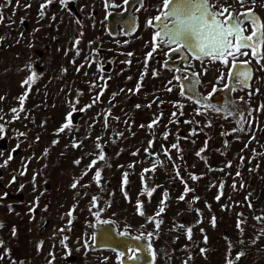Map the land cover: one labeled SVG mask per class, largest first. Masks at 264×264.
<instances>
[{
	"label": "rangeland",
	"instance_id": "rangeland-1",
	"mask_svg": "<svg viewBox=\"0 0 264 264\" xmlns=\"http://www.w3.org/2000/svg\"><path fill=\"white\" fill-rule=\"evenodd\" d=\"M44 3L46 0H0L4 17L0 22V97H4L0 116L4 119L0 124L6 129L0 134V165L9 154L13 157L0 167V256L4 257L0 264H119L118 253L92 247L91 226L98 223L93 213L100 208L104 211L99 220L109 221L120 233L137 237L154 232L148 238L156 257L152 264H227L228 260L264 264V124L236 130L240 128L228 115V108L209 111L204 103L182 97L172 70L161 63L162 46L145 66L155 31L146 21L158 14L162 0L134 5L137 22L128 36H112L107 31L109 13L122 11L124 0H70L66 7L53 0L41 18ZM227 3L241 11L234 0ZM259 4L264 0H258ZM247 7H253L251 0ZM254 11L264 21V7L255 6ZM77 38L80 43L74 47ZM219 65H197L202 77L199 93L201 90L205 97L213 85L225 84L226 78L216 83L218 71L213 67ZM33 73L36 82L32 88L21 87ZM138 82L142 85L139 91ZM101 88L103 95L93 104ZM26 90L20 118L6 123L12 121L10 110L19 109L18 98ZM90 104L85 111L74 112L82 116L71 130L57 134L70 105L80 109ZM154 120L157 122L148 128ZM21 132L25 135L19 136ZM53 140L58 143L53 145ZM73 143L80 146L74 148ZM97 143L100 149L95 147ZM173 144L178 148L173 149ZM101 151L105 161L88 170ZM76 160H80L78 165ZM155 160L161 165L143 173L142 180L143 170L152 169ZM97 168L101 170L99 185L93 180ZM86 170L88 174L82 176ZM22 171L25 175H20ZM125 172L129 174L127 184L123 182ZM13 176L16 181L10 183ZM75 181L78 184L73 189ZM185 185L192 191L181 201ZM152 188L155 191L149 197L147 191ZM221 193L217 201L215 197ZM93 196L97 207L89 211ZM138 199L149 217L164 208L156 217L161 221L159 230L137 214ZM186 228L192 229L191 239ZM201 248L206 254H201ZM240 252L244 255L236 261Z\"/></svg>",
	"mask_w": 264,
	"mask_h": 264
},
{
	"label": "snow or ice",
	"instance_id": "snow-or-ice-1",
	"mask_svg": "<svg viewBox=\"0 0 264 264\" xmlns=\"http://www.w3.org/2000/svg\"><path fill=\"white\" fill-rule=\"evenodd\" d=\"M70 0H60V4L62 7H66ZM141 4H143V0H140ZM235 3H238L241 7V11L237 12L233 9L231 4L227 3V0H162V4L158 9V14L155 17L149 18L146 21V26L154 28L155 31L152 35L151 41V51L147 53L145 59V66L147 67L148 58H151L155 52L160 48L161 45H166L169 48L170 53L180 54L182 61L184 62V68H176L175 72L182 73L181 75H176L173 77L174 80L177 81L179 88H180V95L182 97L187 96L189 99L193 100L194 103L199 104L201 101H204L203 107L209 111L220 112L222 109L213 106L209 103L210 97L214 93L218 91L217 87L213 85L212 93H209L207 97L200 96L197 92V87L200 85V74L196 72H191L189 74V69L192 67V64L189 62V59L198 60L201 64H214L220 63L221 65L228 66L231 62V67L228 69V78L233 83H240L244 88L250 87L249 81L252 78V68L250 67L252 61L254 60L257 65H260V69L264 70V21L255 13L254 7L260 6L264 7V4L258 5V0H251V4L253 7H247L249 0H234ZM53 3V0H46V3L40 5V17L43 18L44 10L47 8L49 4ZM129 0H124V4H128ZM105 7H109L106 3ZM136 11H140V8H137ZM4 20L3 15H0V22ZM23 22V21H21ZM79 23V21H77ZM250 29V31H249ZM135 31V27H130L124 34L131 35ZM83 33H81V36ZM80 43V39L77 38L74 47ZM127 43V41H125ZM80 54L79 50L77 49L76 55ZM127 55L131 56L132 53H128ZM168 55V53H165ZM251 57L248 60H241V57ZM126 63H130L127 61ZM168 62L165 61V67H167ZM243 65H248V67H242ZM83 67V65H81ZM78 72L80 68L76 69ZM98 71L101 69L98 67ZM204 72H207V68L204 69ZM153 76L157 75L156 72L152 73ZM36 73L28 76L22 83L21 87L27 85V89L30 90L33 84L36 82ZM101 80L104 77L101 75ZM131 79V77H129ZM143 79V74L141 76ZM225 79V75L221 72V75L217 78V83ZM171 84L172 82L169 81ZM106 86V84H105ZM141 83H137L136 90L139 91L141 88ZM225 89L229 91H236L235 87H231L230 84L225 83L223 85ZM171 92L173 89L169 87L167 89ZM259 89H257V92ZM190 94V95H189ZM253 93H249L252 95ZM103 95V88H101V92L99 95L95 97L93 100V104L99 102L100 97ZM115 95V94H113ZM28 96V91L26 90L23 95H21L19 99L20 107L12 108L10 111L13 114L12 121H7L6 123H11L20 118V113L24 111V103ZM4 97H0V100H3ZM231 103V102H229ZM151 105H149L150 107ZM92 107V105H86L84 108L76 109L74 105H70L71 110L65 116V123L57 130V134L64 133L66 130H71L73 127V114L77 110L80 112L85 111L87 108ZM137 108L140 105L136 106ZM259 110V109H258ZM196 114L200 115L201 112L199 109L196 110ZM176 113H173L175 116ZM228 115H241L238 112H233L231 110L228 111ZM251 115V112H249ZM4 117L0 116V120H3ZM107 117H105V127H107ZM159 118H157L158 120ZM154 120L152 123L148 125V128H152L153 124L157 122ZM185 123H190V121H185ZM239 123V121H238ZM210 126V125H207ZM143 127V125H142ZM5 125L0 124V134L5 133ZM242 131L243 129H236ZM191 134H195L194 132ZM225 135L227 133H224ZM25 133H19V136H24ZM168 134H164V138L167 139ZM39 137H37V140ZM99 140V137L97 138ZM53 145L57 144L58 141L53 140ZM149 147L152 146L153 141H149ZM74 148L79 147V144L73 143L72 145ZM19 144H17V148ZM97 149L101 148V145L97 143L95 145ZM173 149H177L178 145L173 144L171 146ZM247 147V145H246ZM16 149H13V152ZM147 152L148 150L145 149ZM204 149L202 148L200 152H197L196 155L200 156V153L203 152ZM3 153H0L2 155ZM47 150H45L44 155L47 156ZM137 153H133L136 155ZM167 155V152H165ZM170 158V157H169ZM13 159L12 155L9 154L7 160L4 161L3 165L0 167H4L8 164L9 161ZM243 159V158H241ZM98 161H105V154L101 151L99 152L96 159H93L91 163L87 166L88 170H91ZM75 164H79L80 160L74 161ZM161 162L159 160H155L153 162L152 169H144L141 178L144 179L143 173L149 172L154 170L157 166H160ZM230 167L231 165H227ZM129 167H133V165H129ZM26 169V166H25ZM87 170L82 174L87 175ZM20 175H25V171H22ZM128 173L125 172L123 174L124 177V184L128 183L127 177ZM237 176L240 175L239 172L236 173ZM36 176L33 175V182L35 181ZM191 179L196 180L198 177L192 176ZM93 180L96 182L97 185L101 182V170L97 168L95 175L93 176ZM16 181V177L13 176L10 183H14ZM78 181L73 182L71 187L75 189L77 187ZM223 183H221L220 188H223ZM243 186V185H241ZM24 185H21V189ZM35 189V184L33 185ZM87 187V185H85ZM235 184H233V188H235ZM155 191V188H152L150 191H147V195L151 197L152 193ZM192 191V189L188 188L185 185L184 194L179 197V200H185V196ZM144 193L142 192L141 195ZM5 195H7L5 193ZM167 192L164 193V197L167 198ZM221 194H218L215 199L219 201L221 199ZM127 193H125V199H127ZM38 199V198H37ZM194 199H199L195 197ZM247 199V198H246ZM164 204V200L161 201V205ZM251 207V205H249ZM97 207V197H92V208ZM142 204L140 200H137L136 209L137 214L140 215L145 219L147 223L154 224V229L159 230L161 227V221L156 219L160 215L161 212L164 211V208L161 207L159 211L155 214V216L149 217L146 213L142 210ZM75 208V206H73ZM31 211V210H30ZM104 209L100 208L97 212L93 213L96 216L97 222L102 224H107L109 221L107 220H99L100 213L103 212ZM69 217L72 215V211H69L67 214ZM256 219H261L257 217ZM213 226H215V218L213 217ZM69 224H71V220H69ZM2 227V225H0ZM143 227V225H142ZM180 228H185L184 225H179ZM240 227V224H237V228ZM64 231V229H61ZM187 231V238L191 239V228H186ZM203 232V229H201ZM15 228H13V235H15ZM121 236H127V232H121ZM154 236V232H148L146 234H141V236L134 237L136 240H141L145 238H152ZM67 237L65 236L64 239L60 241L61 245L65 244ZM93 240H95V236H93ZM207 236L204 237V242L207 243ZM2 243V242H0ZM87 247V245H86ZM148 249L151 253L152 260H155V252L152 251V245L148 244ZM138 249H133V255L127 257L129 260H136L138 257L136 255ZM37 251H40V246H37ZM202 255L206 254V250L204 248L200 249ZM6 254V253H5ZM124 253H118V258L123 256ZM244 255L243 252H240L236 255V261H239L240 258ZM4 257L0 256V260ZM191 259V257H189ZM23 264V262H21ZM227 264H233L232 260H228Z\"/></svg>",
	"mask_w": 264,
	"mask_h": 264
},
{
	"label": "flooded vegetation",
	"instance_id": "flooded-vegetation-1",
	"mask_svg": "<svg viewBox=\"0 0 264 264\" xmlns=\"http://www.w3.org/2000/svg\"><path fill=\"white\" fill-rule=\"evenodd\" d=\"M104 1L105 2H107V1L112 2L113 0H104ZM134 5L141 7L143 4H141V2L137 1ZM124 9H125V4L123 5L122 11L110 12L108 17H107V19H108L107 20V22H108L107 31L112 36H118L119 34L123 35V36H128V35L124 34L125 31L120 24L114 25V31H112L110 28V16L112 14H115V15H117V19H121L119 16L121 13L124 12ZM73 12H75V11L73 10ZM134 18H135V25H136L137 19L135 16H134ZM124 20H126V19H123V21ZM135 25H134V27H135ZM161 46H162L161 49H164L161 52V56H162L161 63L163 65V67H165V61H167L168 62L167 68L172 70V72L175 76L181 75L182 73L175 72V69L176 68H184V66H185L184 62L182 60H180V57L178 55L177 56H170L168 46H166V45H161ZM165 53H168V55H165ZM240 59L241 60H248V59H251V57L250 56L249 57H241ZM189 62L192 64V67L195 66L194 72L200 74L198 71V67H197V65L199 64L200 61L189 59ZM262 63H264V61H262ZM219 66L220 67H218V66L213 67L214 71L215 70L218 71V73H217L218 77L221 75V72L225 71L226 72L225 83L230 84L231 87H235L237 90L236 91H229L228 89H225L222 86L216 85L218 91L216 93H214L212 95V97H210V99L215 97V95H216V97H218V98H216L217 102L216 103L213 102V106L218 107L222 110L228 108V111L231 110L233 112L240 113L241 115H232L231 116L233 119L236 120L235 123H236V126L238 128H243L246 125H247L246 126L247 128H256L259 124H262V123L264 124V120H262L264 118V70H261L260 65H257L255 63V61L253 60L251 65H250V67L252 68V78L249 81L250 87L244 88L240 83H238V82L233 83L228 78L227 73H228L229 67H231V62L229 63L228 66H224L221 64ZM242 67H248V65H243ZM190 73L191 72L189 71V74ZM200 77H201V74H200L199 78ZM200 81L202 83V77L200 78ZM201 83H200V85H201ZM216 83H217V79H216ZM220 83H221V81H220ZM220 83H217V84H220ZM200 85H198V87H197V92L200 96H203L201 90L199 93ZM257 89H259L258 92H257ZM211 91H212V89H211ZM250 92L253 94L249 95ZM221 94H223V95H221ZM229 102H231V103H229ZM202 103H205V102H202ZM228 111H227V113H228ZM249 112H251V115H249ZM238 121H239V123H238ZM94 250H100V249H94ZM106 250H108V249H106ZM109 251H113V250H109ZM113 252H115V251H113ZM132 254H133V252H132ZM119 264H120V260H119Z\"/></svg>",
	"mask_w": 264,
	"mask_h": 264
},
{
	"label": "water",
	"instance_id": "water-1",
	"mask_svg": "<svg viewBox=\"0 0 264 264\" xmlns=\"http://www.w3.org/2000/svg\"><path fill=\"white\" fill-rule=\"evenodd\" d=\"M137 1L140 2V0H129V3L125 4L124 12L119 16L121 19H117V15L115 14L110 16V28L112 31H114V25L116 24H120L125 32L130 27H134L135 18L132 10ZM123 19L126 20L123 21ZM177 55L180 57V54L170 53V56ZM180 60H182L181 57ZM211 100L212 98L208 102L213 105ZM81 116L82 113H74L72 118L73 123H76ZM91 231L93 236H95L93 249H108L116 253H124L123 256H120V264H152L151 253L148 249V244L151 243L148 238L136 240L134 239L135 236H130L129 234L121 236L112 223H95L91 226ZM133 249H138L136 252L138 258L136 260H129L127 257L133 255Z\"/></svg>",
	"mask_w": 264,
	"mask_h": 264
},
{
	"label": "bare ground",
	"instance_id": "bare-ground-1",
	"mask_svg": "<svg viewBox=\"0 0 264 264\" xmlns=\"http://www.w3.org/2000/svg\"><path fill=\"white\" fill-rule=\"evenodd\" d=\"M221 95H223V94H221ZM216 98H218V97H216V95H215V97L212 98L211 102H212V103H213V102H217V99H216Z\"/></svg>",
	"mask_w": 264,
	"mask_h": 264
}]
</instances>
